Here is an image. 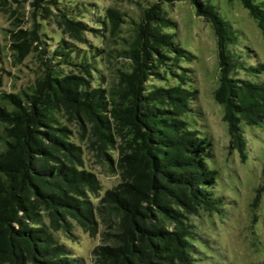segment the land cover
<instances>
[{
  "label": "trees",
  "instance_id": "trees-1",
  "mask_svg": "<svg viewBox=\"0 0 264 264\" xmlns=\"http://www.w3.org/2000/svg\"><path fill=\"white\" fill-rule=\"evenodd\" d=\"M25 1L28 12L22 0H0L8 23L0 65L9 53L14 68L31 71L26 84L0 93V264H84L66 244L80 230L100 237L92 264H193V221L221 213L225 202L214 195L212 143L184 119L198 113L199 92L188 86L192 70H176L193 57L167 32L177 25L163 2L191 3L214 31L213 96L243 160L242 125L264 124V81L234 74L258 77L264 64L248 66L231 50L238 35L207 1L141 8L119 50L111 44L123 13L104 0ZM239 1L264 38V4ZM24 18L29 29L19 25ZM117 58L127 68L111 66ZM169 76L178 82L156 85ZM91 164L117 184L103 191ZM262 176L258 194L264 167Z\"/></svg>",
  "mask_w": 264,
  "mask_h": 264
},
{
  "label": "rangeland",
  "instance_id": "rangeland-1",
  "mask_svg": "<svg viewBox=\"0 0 264 264\" xmlns=\"http://www.w3.org/2000/svg\"><path fill=\"white\" fill-rule=\"evenodd\" d=\"M28 12V1L22 0ZM217 8L219 14L232 26L238 35L237 43L231 50L240 54L243 61L252 67L264 64V38L257 23L244 9L239 0H203ZM264 4V0H257ZM158 0H104L123 13L119 21L118 38L112 43V49L125 47L123 39L132 34L133 23L139 21V10L149 7ZM163 12L176 23V28L167 29L176 34L175 40L193 58L184 56L180 60L178 74L182 70L194 72V82L188 84L199 92L194 103V111L184 117L189 126L207 137L213 146L214 157L208 161V167L217 173L216 197L224 199L221 213L203 216L193 221L197 226L196 259L193 264H261L264 262V193H257L262 185L264 167V124L259 127L242 125L246 139L245 159L230 149L227 126L223 121L222 107L214 100L213 94L218 87L219 72L217 43L214 31L203 19L198 18L189 2H163ZM21 28L29 29L28 19L24 18ZM50 27V26H49ZM8 28L5 16L0 14V41L6 44ZM93 40L91 37H89ZM94 42V41H93ZM116 57V54H114ZM9 53L2 56L0 65V93L13 91L26 84L31 74L26 68L20 72L11 63ZM111 66L127 68L129 60L113 59ZM238 79L252 82L264 81V75L247 76L243 72L234 74ZM178 78L169 76L167 81L156 82L157 86H173ZM1 149V148H0ZM104 185V190L113 188L117 178L109 175L103 166L91 164ZM76 258L84 264H92L91 252L101 244L99 235L91 238L83 231L76 232L73 242H66Z\"/></svg>",
  "mask_w": 264,
  "mask_h": 264
}]
</instances>
